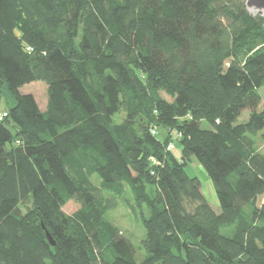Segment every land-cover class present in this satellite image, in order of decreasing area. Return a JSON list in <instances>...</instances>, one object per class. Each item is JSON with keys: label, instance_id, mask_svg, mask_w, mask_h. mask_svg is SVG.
Masks as SVG:
<instances>
[{"label": "trees", "instance_id": "16d2710c", "mask_svg": "<svg viewBox=\"0 0 264 264\" xmlns=\"http://www.w3.org/2000/svg\"><path fill=\"white\" fill-rule=\"evenodd\" d=\"M263 86L245 0H0V264H264ZM128 190L142 262L107 218Z\"/></svg>", "mask_w": 264, "mask_h": 264}, {"label": "rangeland", "instance_id": "374dc122", "mask_svg": "<svg viewBox=\"0 0 264 264\" xmlns=\"http://www.w3.org/2000/svg\"><path fill=\"white\" fill-rule=\"evenodd\" d=\"M250 11L252 14L258 13L254 9H250ZM19 91L22 94L30 93L31 95H33L39 108L41 110H45L47 94L46 85L44 83L40 81L28 83L27 85L21 87ZM259 95H261L262 98V102L260 104V108L262 109L264 107V86L259 90ZM160 96L168 101L172 100L164 93H160ZM5 98L6 96H4L2 101L0 102V109L3 108V106H6ZM7 100L9 101V105H11L12 102L10 97ZM249 113V110H243L241 115L238 117L237 123H243L247 121L249 119ZM122 116V114L116 116L115 121H119ZM201 127L203 129L209 128L206 122H202ZM262 134H264V129L260 131L255 138L259 149H261L264 154V148L261 144L260 138ZM173 142L175 145V150L173 151V153L176 155L177 158H179L180 149L178 147V143L175 141L174 138ZM185 172L190 177H196L198 179L201 188V193L204 195L207 202L211 205L213 211L219 212L220 209L214 186L211 183L208 175L205 173L203 167L200 166V164L196 161L194 157H191V160L187 162L185 166ZM91 178L92 182L95 185L99 183L98 177L92 176ZM104 195L106 196V198L109 197V192H104ZM129 204L132 205L134 209H132ZM78 207L79 205L76 202L69 201L62 208V211L66 212L67 214H72L76 211V209H78ZM148 215L149 213L146 207L143 206L141 208H137L134 205L133 197H131L129 190L125 192L121 198H119L118 206L113 210H110L107 215V218L111 220L119 230H121V232L125 235L126 238H128V240L131 241L133 249L135 251V259L138 262H142V259L147 256L145 250L142 247V239L145 237V229H143L142 217L147 218ZM222 233L225 235L229 234L227 230H222Z\"/></svg>", "mask_w": 264, "mask_h": 264}, {"label": "water", "instance_id": "95a60500", "mask_svg": "<svg viewBox=\"0 0 264 264\" xmlns=\"http://www.w3.org/2000/svg\"><path fill=\"white\" fill-rule=\"evenodd\" d=\"M246 2V8L247 10L254 9L257 12H262V15L264 16V0H245ZM47 239L51 245H55V243L52 242L50 235L47 233Z\"/></svg>", "mask_w": 264, "mask_h": 264}, {"label": "built area", "instance_id": "2783aa9c", "mask_svg": "<svg viewBox=\"0 0 264 264\" xmlns=\"http://www.w3.org/2000/svg\"><path fill=\"white\" fill-rule=\"evenodd\" d=\"M27 50H30L29 47H27ZM6 117V112H2L0 113V120L4 119ZM149 132H151V135L156 136L157 135V129L150 127ZM174 148V144L173 143H169V145L166 147V151H172V149Z\"/></svg>", "mask_w": 264, "mask_h": 264}, {"label": "crops", "instance_id": "0c3cea01", "mask_svg": "<svg viewBox=\"0 0 264 264\" xmlns=\"http://www.w3.org/2000/svg\"><path fill=\"white\" fill-rule=\"evenodd\" d=\"M173 153V152H172ZM175 155V154H174ZM175 157H176V155H175ZM177 158V157H176ZM177 159H179V158H177Z\"/></svg>", "mask_w": 264, "mask_h": 264}]
</instances>
